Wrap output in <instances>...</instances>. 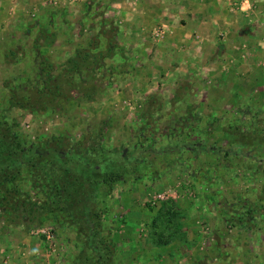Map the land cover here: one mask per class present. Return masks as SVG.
I'll return each instance as SVG.
<instances>
[{
	"label": "rangeland",
	"instance_id": "374dc122",
	"mask_svg": "<svg viewBox=\"0 0 264 264\" xmlns=\"http://www.w3.org/2000/svg\"><path fill=\"white\" fill-rule=\"evenodd\" d=\"M138 2L0 0L1 124L70 171L14 182L33 214L0 194V264H264V0L180 73L127 43Z\"/></svg>",
	"mask_w": 264,
	"mask_h": 264
},
{
	"label": "crops",
	"instance_id": "0c3cea01",
	"mask_svg": "<svg viewBox=\"0 0 264 264\" xmlns=\"http://www.w3.org/2000/svg\"><path fill=\"white\" fill-rule=\"evenodd\" d=\"M29 2H35V0H29ZM185 2L187 4H184V0H176V3L170 5L169 1L150 4L140 0L133 4L131 13L126 14L129 18L124 21L126 40L132 46L150 37L149 24L153 29L152 36L161 29L163 32L161 37L164 40L155 48L154 54L157 55L155 57L161 60L172 59L176 65L174 63L166 65L178 73L182 72L184 67L192 70L197 64L202 65L207 62V64H213L214 58L218 56L217 51L224 52V45L228 44V42L220 43L219 36L224 34V40L227 36L225 31L231 32L230 35L228 34L229 41L244 38V33L239 32L238 24L236 25V20L233 19L230 11L243 8L246 0L240 4L230 0H185ZM155 5H157L156 8ZM167 5L170 7L168 8ZM154 8L155 15L148 16ZM168 10H173V13H167ZM149 17L151 23L148 22ZM137 32L141 40H138Z\"/></svg>",
	"mask_w": 264,
	"mask_h": 264
},
{
	"label": "trees",
	"instance_id": "16d2710c",
	"mask_svg": "<svg viewBox=\"0 0 264 264\" xmlns=\"http://www.w3.org/2000/svg\"><path fill=\"white\" fill-rule=\"evenodd\" d=\"M15 126L12 120L6 119L2 124L0 121V194H4L2 197L4 201L10 194L19 197L15 206L7 207L11 212L21 215L28 211L33 214L30 201H26L25 197L22 198L26 192L18 188L14 182L20 180L23 173L31 177L36 176L35 178L40 175L42 178L50 180L55 172H63L68 175L67 180H69L70 171L64 168L67 163L64 156H69V152L60 145L48 147L47 144H42L38 146V143L22 135ZM119 178L120 176L116 175L114 180L117 181ZM72 179H76V177L71 176ZM108 182L101 184L105 188ZM10 185L13 188L12 193L7 189Z\"/></svg>",
	"mask_w": 264,
	"mask_h": 264
},
{
	"label": "built area",
	"instance_id": "2783aa9c",
	"mask_svg": "<svg viewBox=\"0 0 264 264\" xmlns=\"http://www.w3.org/2000/svg\"><path fill=\"white\" fill-rule=\"evenodd\" d=\"M156 35L161 37V36L163 35V32H162V30H161V29H160V30H158V31H157V33H156Z\"/></svg>",
	"mask_w": 264,
	"mask_h": 264
}]
</instances>
